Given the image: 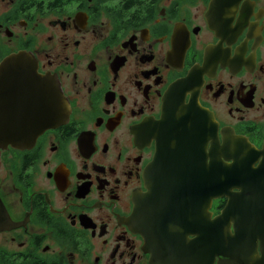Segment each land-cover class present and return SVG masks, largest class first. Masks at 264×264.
<instances>
[{"label": "flooded vegetation", "instance_id": "1", "mask_svg": "<svg viewBox=\"0 0 264 264\" xmlns=\"http://www.w3.org/2000/svg\"><path fill=\"white\" fill-rule=\"evenodd\" d=\"M203 148L259 196L205 193ZM155 163L191 263L264 264V0H0V264H156Z\"/></svg>", "mask_w": 264, "mask_h": 264}, {"label": "water", "instance_id": "2", "mask_svg": "<svg viewBox=\"0 0 264 264\" xmlns=\"http://www.w3.org/2000/svg\"><path fill=\"white\" fill-rule=\"evenodd\" d=\"M57 91V87L54 88ZM60 118L55 121L56 125H60L65 122L64 116L66 115L65 112V98L60 90ZM65 108V109H64ZM184 112L196 114L200 120H203L202 116L205 113L201 109H195L193 106L190 107ZM206 117V116H205ZM207 121V117L204 119ZM37 137V135H35ZM208 138V139H206ZM213 140L211 135H206L204 137V146H207V141ZM176 146H180L181 144H175ZM203 145V144H202ZM166 151L163 148L162 153ZM199 161L204 163L203 170L204 172L210 171L211 173L214 172L215 176L205 180L204 185L205 187L212 185L209 183L213 181L214 186L212 187V191L210 189H206L205 193H210L215 198L225 195V194H232L238 195L236 196V200H239V203L247 202L250 197L242 196L241 194H246L250 192L249 188L253 187V194H257L259 196L260 191V183L253 184L251 180L248 182L245 175L240 178V180L234 181L230 179L229 172H231V167L228 168L227 165L222 164L221 155L216 156L210 154L211 157V165L207 166L205 162L207 161L208 155L205 154L203 148V154L200 152L198 154ZM219 163V165H218ZM234 167H238L234 164ZM241 167V164H240ZM258 177V175L255 174ZM170 176L166 174V168L159 166L157 163L153 165L151 179L147 183L146 188L148 189V193L144 196L142 201L139 203L137 212H136V228L138 232H140L143 237L145 238L146 244L149 248V251L152 253L153 259L156 264H175L174 261L169 262V259H183L187 258L185 264H193L195 263V258L197 254H193L191 251V259H189V253H186L184 248V239L182 236L179 235L178 243L176 244L171 239L169 240L167 237L166 229H165V212L163 209H160L161 202H164L168 195L173 192V188L175 185L169 183L167 179ZM208 175H204V178H207ZM251 178V177H250ZM260 178V177H258ZM257 182H260L257 179ZM176 186L180 187V184ZM237 189L241 192L233 193V190ZM259 199V198H258ZM228 207H226L224 213L227 214ZM252 259L257 260V255H252ZM206 261V257L204 258ZM196 264V263H195ZM201 264V263H198ZM208 264V263H207Z\"/></svg>", "mask_w": 264, "mask_h": 264}]
</instances>
